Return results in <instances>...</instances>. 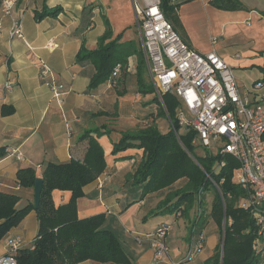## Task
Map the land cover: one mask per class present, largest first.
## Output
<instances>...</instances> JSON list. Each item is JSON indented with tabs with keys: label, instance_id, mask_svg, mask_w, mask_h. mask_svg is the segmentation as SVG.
<instances>
[{
	"label": "crops",
	"instance_id": "crops-1",
	"mask_svg": "<svg viewBox=\"0 0 264 264\" xmlns=\"http://www.w3.org/2000/svg\"><path fill=\"white\" fill-rule=\"evenodd\" d=\"M210 1L168 0L173 7L168 21L191 48L200 53L216 51L233 70L239 93L264 106V18L260 13L264 11V0H239L245 7L239 11L219 10ZM54 8H60L56 16L35 18V14ZM15 20L22 22V39L9 36ZM105 21L112 34L110 40L119 37V43H132L143 55L131 0H18L10 15L0 12V192L18 196L17 209L33 204V187L19 186L17 171L32 168L40 174L47 164L82 160L87 148V141L80 139L82 134L105 128L111 132L97 141L103 148L106 168L83 187V196L77 201L78 218L103 214L102 228L118 238L130 264H219L221 235L210 216L214 194L202 195L199 207L188 212L181 206L180 211L150 216L169 190L141 198V189L132 181L142 150L111 153L120 133L136 130L141 117L136 103L143 95L137 92L136 60L130 62L126 75L121 71L117 75L119 88L123 85L125 91L123 96H118L108 82L87 90L95 70L90 63H77L76 56L81 47L89 51L97 48L106 30ZM49 42L53 43L52 49L47 48ZM42 65L67 92L60 104L39 80ZM7 82L10 90L4 88ZM113 97L117 106L128 104L129 115L122 119L124 123L107 121L104 115L108 99ZM3 110L9 112L3 115ZM146 119L145 123L149 121ZM8 150L14 154H8ZM184 184L180 180L173 188ZM51 197L55 206L62 205L69 201L70 192L54 190ZM162 223L171 225L166 238L169 252L163 262L156 263L149 242L139 244L133 234L151 233ZM193 225L201 229L203 250L194 259L180 262L195 238ZM37 230V215L32 210L0 239V257L8 252L9 241L17 237L20 248H32ZM259 264H264L263 258Z\"/></svg>",
	"mask_w": 264,
	"mask_h": 264
},
{
	"label": "trees",
	"instance_id": "trees-1",
	"mask_svg": "<svg viewBox=\"0 0 264 264\" xmlns=\"http://www.w3.org/2000/svg\"><path fill=\"white\" fill-rule=\"evenodd\" d=\"M210 4L225 11L245 9L239 0H211ZM160 8L169 20L173 7L168 4V0H161ZM59 11L60 8L44 10L40 14H35V18L40 20L45 16H56ZM260 13L264 18V11ZM105 25L106 30L98 39L97 48L89 51L81 47L76 56L77 63H90L95 70L87 90L95 89L105 82H114L115 85L111 87H117L118 77L113 75V70L119 66V72L126 75L127 60L135 55L137 92L143 96L152 93V87L144 82L142 53L132 43H119V37L110 40L112 34L106 21ZM261 69L264 73V68ZM118 93L122 96L125 91ZM154 101L157 102L156 97ZM164 104L177 131L178 126L173 120L176 102L170 97L164 100ZM8 112L2 111L3 115ZM158 114L165 117L162 108H159ZM148 119L145 126L133 132L120 133L119 140L112 144L111 153L115 155L131 148L142 150V157L132 181L134 186L141 189V198L169 190L149 213L150 216L173 210L180 211L181 206L182 211L188 212L194 206L199 207L204 192L212 188L214 199L210 216L217 226H221L224 220L217 257V260H220L219 264H259L260 259L264 260V257L262 251L256 247V221L250 208L238 205L239 198L245 197L246 194L232 182L233 170L237 163L228 157L225 165L215 171L216 156L208 153L202 157L194 155L195 146L192 144L194 136L191 131L177 137L174 130L169 127L168 132L161 133L156 125L157 119L153 116ZM101 129H104V132L96 128L82 134L80 139L87 141L82 160L71 159L62 164L50 163L40 174L32 168L17 171L16 180L21 187L32 188L36 178L42 179L43 186L37 210L33 204L17 209L19 197L0 192V239L10 229L16 227L30 211L35 210L37 215L38 230L32 248L17 249L14 253L15 264H78L84 261L99 264H130V258L118 238L111 231L102 228L103 214L83 219L77 216V201L83 196V187L97 179L106 168L103 148L97 139L109 130ZM180 180H184L185 184L180 188H173ZM215 185L218 186L220 193L217 192ZM54 190L70 192L69 201L55 206L51 197ZM191 233L197 236L201 229L193 225Z\"/></svg>",
	"mask_w": 264,
	"mask_h": 264
},
{
	"label": "built area",
	"instance_id": "built-area-1",
	"mask_svg": "<svg viewBox=\"0 0 264 264\" xmlns=\"http://www.w3.org/2000/svg\"><path fill=\"white\" fill-rule=\"evenodd\" d=\"M18 0H0L2 15H10ZM135 26L141 41L150 85L158 104L164 110L168 125L179 136V130L193 133V143L217 157L214 170L225 165L229 157L237 163L232 182L245 191L239 206L250 208L257 225L256 247L264 257V106L239 93L233 70L216 51L200 53L191 48L176 32L160 8L161 0H131ZM11 38H23L22 22L15 20L9 29ZM215 41H212L214 44ZM53 43L47 44L52 49ZM119 66L113 70L117 76ZM39 80L46 84L52 98L60 104L67 93L53 78L49 68L42 65ZM115 85L114 82L109 84ZM7 90L11 84L4 85ZM254 88H258L255 85ZM175 102L173 120L166 111L164 96ZM8 154L14 151L8 150ZM21 158L19 154L16 155ZM222 182V181H221ZM220 182V183H221ZM102 183H98L101 188ZM220 193L218 186L215 185ZM171 225L161 224L154 232L133 234L137 243L147 240L156 263L168 255L166 242ZM203 234L192 238L180 262L194 259L203 250ZM20 239L8 243V252L0 257V264H15L14 253L20 248Z\"/></svg>",
	"mask_w": 264,
	"mask_h": 264
},
{
	"label": "rangeland",
	"instance_id": "rangeland-1",
	"mask_svg": "<svg viewBox=\"0 0 264 264\" xmlns=\"http://www.w3.org/2000/svg\"><path fill=\"white\" fill-rule=\"evenodd\" d=\"M135 60H137V57L135 56V58L134 59H131V58H128V60H127V64H126V70H129V65H130V62L131 61H135ZM147 68H146V64H145V61H144V70H143V78H144V82L147 84V85H150V80H149V77H148V74H147ZM118 85V84H117ZM123 86V85H122ZM122 86H121V88H122ZM151 86V85H150ZM119 88V85L117 86V87H114V88H112V89H114V91H115V93L117 94L118 92H122L124 89L122 88ZM153 90V89H152ZM114 94V93H113ZM119 94V93H118ZM133 94H135V93H133ZM118 96H120V95H118ZM123 96V95H122ZM154 97H155V95H154V93L152 92V93H146V94H144V96L143 97H141L140 98V100L139 101H137V103H136V106L138 107L139 106V109L136 107V111H138L139 112V115L141 116V117H143V118H141V117H139V121H138V123L136 124V129H138L139 127H141V126H145V118H147L146 120H149L148 118L149 117H151V116H153V118L155 119H157V121H156V125H157V128H158V130L161 132V133H166V132H168L169 131V125H168V120H167V118H166V116L165 117H160L159 116V108H161V106L158 104V102H156V101H154ZM165 98H164V100H167V99H169L170 98V96L169 95H166V96H164ZM115 97H113L112 99H108L109 101H108V106L105 108L106 110H105V117L107 118V121L108 120H112V121H114V122H117L118 120H119V122L120 123H124V121L122 120L125 116H127V115H129V112H128V110H127V106H128V104H126V103H123L124 104V106L123 105H121V106H117L116 104H114L113 103V101L115 100L114 99ZM110 101H112V102H110ZM138 103H144V104H146V106H141L140 104L138 105ZM140 108H142V111L140 110ZM145 108V109H144ZM120 123H118L119 125H120ZM137 125L139 126V127H137ZM115 126H117V127H119L118 125H115ZM121 127V126H120ZM121 128H123V127H121ZM101 129V128H100ZM135 131V130H134ZM109 132H111L110 130H109ZM108 132V133H109ZM127 132H133V131H127ZM185 132H183L182 131V129L181 130H179V135H182V134H184ZM192 144H193V146H195V149L193 150V153H194V155L196 156V157H202L203 156V154H204V152H203V149L202 148H199L196 144H194L193 142H192ZM206 154V153H205ZM204 154V155H205ZM213 194V190H212V188H208V190H206L205 192H204V194L203 195H206V196H210V195H212ZM200 196V195H199ZM201 200V199H200ZM238 205H240L239 204V200H238ZM219 226V230L221 231L222 229H223V226H224V220H222V224H221V226L220 225H218ZM171 229V228H170ZM221 238H222V234H221V236H220ZM220 240V239H219Z\"/></svg>",
	"mask_w": 264,
	"mask_h": 264
},
{
	"label": "water",
	"instance_id": "water-1",
	"mask_svg": "<svg viewBox=\"0 0 264 264\" xmlns=\"http://www.w3.org/2000/svg\"><path fill=\"white\" fill-rule=\"evenodd\" d=\"M42 186H43L42 179L36 178L33 185V205L35 210H37L39 207Z\"/></svg>",
	"mask_w": 264,
	"mask_h": 264
}]
</instances>
